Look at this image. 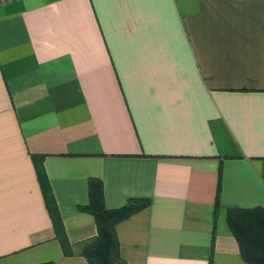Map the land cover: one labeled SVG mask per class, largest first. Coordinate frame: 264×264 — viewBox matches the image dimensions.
<instances>
[{
    "label": "crops",
    "instance_id": "obj_1",
    "mask_svg": "<svg viewBox=\"0 0 264 264\" xmlns=\"http://www.w3.org/2000/svg\"><path fill=\"white\" fill-rule=\"evenodd\" d=\"M32 154L72 244L96 177L107 208L150 199L116 225L126 264H248L226 214L264 207V0L1 5L0 264H88Z\"/></svg>",
    "mask_w": 264,
    "mask_h": 264
},
{
    "label": "trees",
    "instance_id": "obj_2",
    "mask_svg": "<svg viewBox=\"0 0 264 264\" xmlns=\"http://www.w3.org/2000/svg\"><path fill=\"white\" fill-rule=\"evenodd\" d=\"M31 159L52 222L54 237L59 242L62 253L65 256L81 255L88 264H126L120 254L116 225L147 207L150 204V199L129 198L122 206L107 208L104 203L102 181L96 177L88 178V201L79 206L78 209L92 215L96 234L74 245L67 238L57 204L42 166V155L32 154ZM226 220L238 243L242 259L248 264H264V207L229 208ZM40 264L54 263L44 262ZM208 264H211V258Z\"/></svg>",
    "mask_w": 264,
    "mask_h": 264
},
{
    "label": "built area",
    "instance_id": "obj_3",
    "mask_svg": "<svg viewBox=\"0 0 264 264\" xmlns=\"http://www.w3.org/2000/svg\"><path fill=\"white\" fill-rule=\"evenodd\" d=\"M10 0H0V6L1 5H3V4H5V3H7V2H9Z\"/></svg>",
    "mask_w": 264,
    "mask_h": 264
}]
</instances>
